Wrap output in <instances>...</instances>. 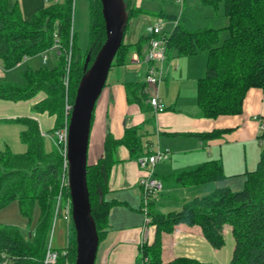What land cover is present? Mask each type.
<instances>
[{"label":"trees","instance_id":"16d2710c","mask_svg":"<svg viewBox=\"0 0 264 264\" xmlns=\"http://www.w3.org/2000/svg\"><path fill=\"white\" fill-rule=\"evenodd\" d=\"M199 1L214 7L221 3L227 25L187 30L176 22L165 36V51L174 50L177 55L206 52L204 75L195 82L200 114L207 118L238 114L250 88L264 91V0ZM123 2L127 25L128 19L140 8L133 4V0ZM72 3L73 0H50L25 19L17 5L8 6L7 0H0V62L4 69L15 67L24 56L30 58L49 49L55 39L59 43L54 66L33 68L27 64L20 71L22 81L0 80V99L26 100L42 94L31 108L34 112L53 116V126L47 132L49 136L67 120L69 110H65V104L71 105L79 78L105 39L101 2L88 0V40L85 48L80 50L72 30ZM221 30L226 31L223 39H220ZM150 37L141 35L133 44L121 42L111 66L125 63L132 50L141 53ZM145 86L144 82L125 83L128 101L141 103L147 97ZM15 121L24 125L19 139L26 148L23 152H13L8 147L0 149V208L16 201L19 212L30 221L36 208L38 213L34 225L25 231L17 225L0 223V264H73L75 241L72 222L69 223L71 232L65 246L51 244L56 252L55 261L44 263L56 196L61 190L64 200L69 199L68 188H60L63 156L50 139L49 146H46V136L34 118L21 117ZM217 134L219 131L214 130L196 135L211 138ZM258 138L262 140L259 157L255 167L243 173L245 179L240 189L216 187L185 200L179 210L162 212L154 207L152 201L144 205L148 222L155 227L153 240L140 245L144 264H203L190 257L161 260V232H170L178 223L198 225L204 238L215 249L224 245L222 229L224 224H228L234 239L228 264H264V131L258 134ZM118 145H124L131 155L149 152L143 151L137 128L129 127L120 138H114L107 132L103 138L102 154L94 162L87 161L90 213L99 239L108 226L107 216L112 201L107 200L105 194ZM223 177L220 161L210 159L180 172L174 179L179 185L187 186Z\"/></svg>","mask_w":264,"mask_h":264},{"label":"crops","instance_id":"0c3cea01","mask_svg":"<svg viewBox=\"0 0 264 264\" xmlns=\"http://www.w3.org/2000/svg\"><path fill=\"white\" fill-rule=\"evenodd\" d=\"M140 1L133 0L140 11L128 19L123 43L133 44L141 35H150L149 27L156 22V17L147 15V11L142 9ZM188 1L195 4V0ZM49 2L7 0L8 6L17 5L25 19ZM189 22L190 25L186 27L183 23L182 27L187 30L215 27L208 20L198 23L201 25L193 20ZM146 47L147 44L141 53L132 50L125 63L110 66L92 112L87 161L94 162L102 154L103 138L107 132L114 138H120L126 128L136 127L143 151L154 148L167 151V157L154 167V175L161 180L162 190L149 202L152 201L157 210H179L185 200L203 195L216 187L240 189L245 179L243 173L255 167L261 150L256 140L258 122L264 118V91L257 87L250 88L238 114L203 117L196 103L195 82L204 75L206 52L177 55L174 50H168L165 51L163 74L157 86L164 110L154 112L147 103L148 94L141 103L128 101L125 87L127 82H143ZM22 61L28 64L30 58ZM20 65L18 63L13 68L4 69L0 62V80L20 82L15 81L17 79H14L16 75L13 73ZM152 89L154 87L148 86V92ZM41 97L42 94L38 93L26 100L0 99V149L8 147L13 152L25 150V144L19 139V132L24 125L15 121L21 117L34 118L42 134L50 139L47 132L53 126V116L46 112H34L31 108ZM214 130L219 131V134L211 138L196 135ZM114 155L116 162L111 167L105 194V198L112 201L107 216L108 226L98 240L94 264H138L141 260L140 245L150 243L155 232L154 225L148 222L145 214L139 185L142 170L136 159L141 154L131 155L124 145H118ZM210 159L220 161L223 178L187 186L179 185L174 179L180 172ZM56 221L51 228L50 241ZM66 229L68 234L65 243L55 247L65 246L70 236L68 223ZM222 233L224 245L215 249L204 238L198 225L175 224L170 232H161V260L166 262L175 257H190L203 264H228L234 246L231 226L224 224Z\"/></svg>","mask_w":264,"mask_h":264},{"label":"water","instance_id":"95a60500","mask_svg":"<svg viewBox=\"0 0 264 264\" xmlns=\"http://www.w3.org/2000/svg\"><path fill=\"white\" fill-rule=\"evenodd\" d=\"M105 39L93 61L79 78L67 118V183L74 230L73 264H94L98 234L90 213L86 185L87 148L91 115L105 84L111 62L120 46L127 12L123 0H100Z\"/></svg>","mask_w":264,"mask_h":264},{"label":"rangeland","instance_id":"374dc122","mask_svg":"<svg viewBox=\"0 0 264 264\" xmlns=\"http://www.w3.org/2000/svg\"><path fill=\"white\" fill-rule=\"evenodd\" d=\"M141 7L144 11H147V15L156 17L155 20L161 22L163 31L168 34L174 24L179 22L180 25L186 26L190 25L189 20L195 21V23H202V20L210 21L209 24L213 23L214 28L224 27L227 25V18L222 15L221 3L217 7L212 5L203 4L199 0H195V4H192L188 0H141ZM163 4V8L161 5ZM224 20V22H222ZM184 23V25H183ZM196 24V25H197ZM201 25V24H198ZM88 26H89V16H88V0H73L72 3V30L75 35V41L80 50H83L87 44L88 40ZM211 26V25H210ZM203 27V26H202ZM226 36V31H220V39ZM48 57L45 63H41L40 54L30 57V65L36 68L41 65L47 67H52L57 63V55L53 50L48 52ZM20 66L13 73L15 76V81H22L21 74L19 70L26 67V61H21ZM151 123V121H150ZM152 124V123H151ZM257 144L262 147V140L257 139ZM46 146H49V137L45 139ZM38 211L37 208L34 210L33 220H29L26 216L22 215L19 210L16 201L9 202L5 206L0 208V223L2 224H13L20 227L22 230L28 229L34 225L35 217ZM56 224L53 231V239L48 238V243L53 246L57 244L61 245L65 243L68 234V229H66V223L61 217L56 219ZM71 228L69 225V233Z\"/></svg>","mask_w":264,"mask_h":264},{"label":"built area","instance_id":"2783aa9c","mask_svg":"<svg viewBox=\"0 0 264 264\" xmlns=\"http://www.w3.org/2000/svg\"><path fill=\"white\" fill-rule=\"evenodd\" d=\"M149 33L151 35L147 47L144 52L145 61V74L143 75V82L146 84V92L148 94L147 103L151 106L154 112H161L164 110V104L159 98L157 92V86L162 78V63L165 57V32L162 30V24L156 21L152 26L149 27ZM56 36V34L54 33ZM53 50L57 55L59 52V43L57 39L54 40L52 46L39 53L41 63H45L48 57V52ZM69 55V54H68ZM27 57L24 56L23 60ZM69 59V58H68ZM66 84V78L64 80ZM148 86L154 87L151 92H148ZM70 109V104H65V110ZM259 133L264 131V121L260 119L258 122ZM51 142L58 148L63 156L62 163V174L60 178V188L67 187V161H66V142H67V120L64 125L50 135ZM167 157V151L159 148L149 150L148 153L141 154L137 157L136 162L142 170V175L139 178V185L142 192V200L145 205L149 200L155 198L162 190V182L154 175L155 164ZM71 208L69 199L64 200L61 190L56 196V204L54 208L53 222L54 225L56 219L61 217L66 223L71 222ZM51 236V233H50ZM56 259V252L51 248V243H48L46 254L44 257V263H52ZM138 264H144V260L141 259Z\"/></svg>","mask_w":264,"mask_h":264}]
</instances>
